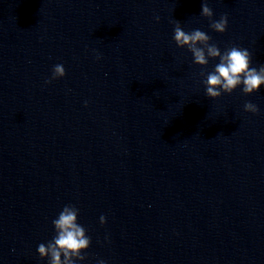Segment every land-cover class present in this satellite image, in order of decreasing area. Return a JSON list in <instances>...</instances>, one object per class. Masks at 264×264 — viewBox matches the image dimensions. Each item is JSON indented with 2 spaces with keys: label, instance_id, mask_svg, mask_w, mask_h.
I'll return each instance as SVG.
<instances>
[{
  "label": "clouds",
  "instance_id": "1",
  "mask_svg": "<svg viewBox=\"0 0 264 264\" xmlns=\"http://www.w3.org/2000/svg\"><path fill=\"white\" fill-rule=\"evenodd\" d=\"M200 15L209 20V27L217 33H224L228 27V18L221 16L219 20L213 19V10L208 6L207 0L201 4ZM159 17H157V20ZM175 44L180 48H187L193 56V63L206 67L210 59L219 62L213 71L207 73L202 81L205 85L206 95L212 99L220 97L223 93L231 94L242 86L245 95L257 92L264 86V65L258 69L252 67L251 53L246 48L232 46L223 52L211 43V37L200 29L186 32L177 21L174 28ZM66 75L62 64L54 66L52 76L46 83L62 78ZM201 76L205 73L201 72ZM244 111L257 114L259 109L252 102H245ZM79 209L74 205H65L58 216L52 220L55 235L47 244L38 245L39 256L48 259V264H76L85 260L84 253L91 244V239L86 234V229L78 223ZM101 225L106 223V217H100ZM99 264H105L103 260Z\"/></svg>",
  "mask_w": 264,
  "mask_h": 264
}]
</instances>
